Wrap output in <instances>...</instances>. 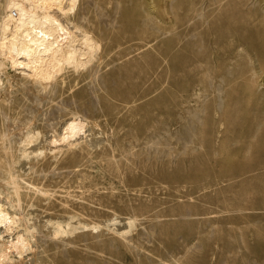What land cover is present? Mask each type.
<instances>
[{
	"label": "rangeland",
	"instance_id": "rangeland-1",
	"mask_svg": "<svg viewBox=\"0 0 264 264\" xmlns=\"http://www.w3.org/2000/svg\"><path fill=\"white\" fill-rule=\"evenodd\" d=\"M82 1L113 64L46 86L0 70L25 264H264V0ZM71 116L76 147L53 143Z\"/></svg>",
	"mask_w": 264,
	"mask_h": 264
},
{
	"label": "bare ground",
	"instance_id": "bare-ground-1",
	"mask_svg": "<svg viewBox=\"0 0 264 264\" xmlns=\"http://www.w3.org/2000/svg\"><path fill=\"white\" fill-rule=\"evenodd\" d=\"M78 1L79 0H0V59H1L0 70H2L5 74L10 76L11 78H14L15 76L19 75L20 72H22V73L24 72L25 75L27 74L32 81H35V82L39 81L44 86L49 84L52 80H58L57 79L58 75H60V73H62V71L67 70V69H75V70L82 69L83 70L84 68H86L89 71V73L91 70V73H90L91 77H93V75H94L93 71L96 70L95 75L97 76V74L99 73V70L101 71V67L107 62V60H109L111 63V60L114 57L113 47L112 46L108 47L107 51L102 50L101 45L99 43L100 41H98L94 37L93 31L91 29H89L90 28L89 27V23H90L89 9H88V11L81 9L82 15H79L77 13L78 12L77 9L80 6V5L79 6L77 5ZM82 2H84V0ZM84 5L86 6L87 3ZM85 6H83L84 9H85ZM88 6L92 7V5H90V4ZM91 7H90V9H91ZM123 16H124V20H125L124 13H123ZM130 27H132V26H130ZM98 28H99V26H98ZM130 30H131V28H130ZM111 64H113V63H111ZM24 79H26V77ZM64 79H67V78H64ZM22 81H25V80H22ZM60 81L62 82V79ZM35 82H33V83H35ZM34 85L37 86V84H34ZM61 85H62V83H61ZM41 88H42V86H41ZM47 89H49V88H47ZM52 89L53 88L51 87V90ZM47 92H48V90H47ZM61 111L63 112V110H61ZM142 111H143V109H142ZM3 119H5V118H3ZM66 120L67 121H65L66 123H65L64 127H62L63 128L62 133L59 135L60 137L58 138L56 136L57 138L54 137L55 139L53 137H51V138H53V143L58 141V144H59L60 141H63V142L68 143L69 147H70L71 144L73 146L74 142L76 143V141H72V140L77 139V135L82 134L81 132L85 127V122L76 116H71V118L66 119ZM4 135H6V134H4ZM34 136H35V134H31L30 136H28V139L30 140V139L34 138ZM7 137H9V135L6 136V138H5L6 140H7ZM9 140H10V138H9ZM1 141H0V143H1ZM34 143H32V144H34ZM13 144H14V141H13ZM77 144H78V142H77ZM9 145H11V142L9 143ZM55 145H54V148H55ZM61 145H62V143H61ZM19 146L20 145L18 144V147ZM74 146L72 148H74ZM3 147H4V145H3ZM18 147H17V149H18ZM4 149H1V151L3 152ZM10 149H11V146H10ZM68 149H70V148H68ZM72 151H74V150L72 149ZM60 152H62V151H60ZM68 152H69V150H68ZM5 153H6V151L4 152V154ZM10 153H12V151H10L9 154ZM7 156L5 155L6 158H7ZM72 157H74V156H72ZM70 158H71V156H70ZM6 160H8V159H6ZM1 165H5V164H1ZM15 177H14V179H15ZM18 178L19 177H17V179ZM6 181H9V180H6ZM10 181H12V180H10ZM22 181H24V180H22ZM14 183H15V181H14ZM16 185H17V183H16ZM16 185H15V187H16ZM26 185H27V183H26ZM18 186L19 185H17V187ZM23 186H25V185H23ZM16 188H14V189H16ZM18 188L16 189V192L18 191ZM19 189L22 190L23 188L22 189L19 188ZM27 189H29V188H27ZM36 190H38V189H36ZM45 192H47V191L45 190ZM17 194H18V192H17ZM43 195H44V193H43ZM17 197H19V195L18 196L16 195L15 198H17ZM39 197H41V196H39ZM14 202L12 204H14ZM5 204L0 201V263H2V264H25V261H26L25 256H27V251L34 250L36 248L35 247L33 249V245L31 243V238H35V237H33L32 233H30V236L28 235L30 232V229H29L28 225L26 224L24 217L20 214L21 212L18 214L11 212ZM15 204H17V202ZM13 207H15V206L13 205ZM16 208H18V207H16ZM19 209H21V208L19 207ZM21 210H23V207ZM24 213H25V211H24ZM72 221H74V220H72ZM63 225H65V224H63ZM86 229H88V228H86ZM34 235H36V233ZM37 235H38V233H37ZM38 252H40V251H38Z\"/></svg>",
	"mask_w": 264,
	"mask_h": 264
}]
</instances>
